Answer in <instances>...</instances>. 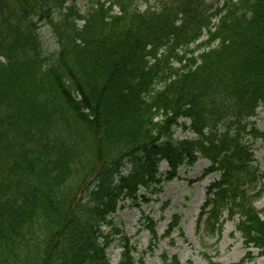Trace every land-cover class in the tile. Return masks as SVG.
Segmentation results:
<instances>
[{"label": "trees", "instance_id": "trees-1", "mask_svg": "<svg viewBox=\"0 0 264 264\" xmlns=\"http://www.w3.org/2000/svg\"><path fill=\"white\" fill-rule=\"evenodd\" d=\"M83 1L0 0V264H112L116 235L117 263L136 264L111 216L200 157L220 179L198 229L238 217L264 257L263 175L244 140L264 139L249 120L264 112V0Z\"/></svg>", "mask_w": 264, "mask_h": 264}, {"label": "rangeland", "instance_id": "rangeland-1", "mask_svg": "<svg viewBox=\"0 0 264 264\" xmlns=\"http://www.w3.org/2000/svg\"><path fill=\"white\" fill-rule=\"evenodd\" d=\"M78 1V5L84 11L85 2L83 0ZM139 8L143 9L144 4L140 3ZM39 33L44 40V48L48 51L54 50V40L48 27L42 25ZM263 116L259 113L251 119V122H256V128L260 131H264ZM173 135L177 140L193 137V134L188 131L184 132L180 128H173ZM245 139L250 140V137H245ZM252 146L255 158L254 166L258 165L264 174V140L257 139ZM129 167L130 163L128 162L124 166V173L129 172ZM206 167H208V162L203 158L198 159L193 166H180L175 179L164 180L159 186L160 191L147 196L149 197L148 201L144 200V189L141 188L139 197L135 202L125 200L119 203L118 210L111 218L114 217L116 227L122 229L124 234L129 236L130 244L134 245L136 264H142L140 259L143 260L144 264H167L175 255L182 264H188L190 261L193 264H208L209 261H216L221 264H264V257L258 256L256 249H251V257L253 258L242 261L247 250L243 246L241 235L235 231V224L231 221L227 220L224 223L222 233L215 237L206 236L198 231L195 223L199 208L205 198V189L210 182L218 177V174L211 173L201 179ZM159 170L161 173L167 170L165 162L159 166ZM262 184L264 188V179ZM256 206L264 210V194L256 201ZM176 212L182 215L179 227L162 237L167 229V224ZM262 216L264 217V212ZM149 218L153 222L155 221L157 235L155 240L152 239L150 223H148ZM102 228L106 229V227ZM121 242L120 236L116 235L114 242L107 250L108 257L113 264H117L121 256ZM164 257H166L165 261Z\"/></svg>", "mask_w": 264, "mask_h": 264}]
</instances>
